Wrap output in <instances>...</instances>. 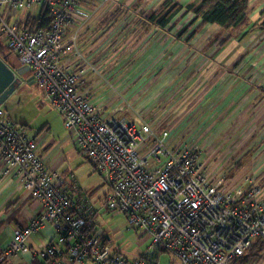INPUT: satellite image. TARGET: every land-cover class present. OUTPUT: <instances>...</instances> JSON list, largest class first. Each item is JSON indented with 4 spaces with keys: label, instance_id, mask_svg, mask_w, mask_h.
Instances as JSON below:
<instances>
[{
    "label": "built area",
    "instance_id": "obj_1",
    "mask_svg": "<svg viewBox=\"0 0 264 264\" xmlns=\"http://www.w3.org/2000/svg\"><path fill=\"white\" fill-rule=\"evenodd\" d=\"M88 1L99 7L113 3L0 0V13L6 9L8 18L21 10L30 14L33 8H45L51 19L46 30L31 31L0 17L1 35L20 68H29V78L63 117L73 145L106 183L101 207L124 215L129 228L150 237L151 244L146 255L132 263L113 254L106 238L95 235L93 218L76 213L58 172L39 157L41 143L27 137L0 107V173L18 181L43 208L14 234L4 255L21 253L30 235L50 225L56 240L47 243L44 252L51 264H160V255L172 256L170 264L234 262L256 239H264L261 188L250 178L243 181L244 190L225 185L223 178L214 181L197 146L176 149L169 131L145 121L143 114L132 120L116 117L131 110L129 102L121 101L110 114L105 113L106 104L93 103L85 82L99 71L77 46L81 25L91 17L84 9ZM77 20L80 26L66 38ZM105 86L115 92L110 82Z\"/></svg>",
    "mask_w": 264,
    "mask_h": 264
},
{
    "label": "crops",
    "instance_id": "obj_2",
    "mask_svg": "<svg viewBox=\"0 0 264 264\" xmlns=\"http://www.w3.org/2000/svg\"><path fill=\"white\" fill-rule=\"evenodd\" d=\"M172 1L185 7L195 0ZM112 2V6L107 7H99L93 1L84 3V9L91 11V17L81 25L77 46L97 71H102V62L118 56L135 62L136 66L133 63L125 81L119 79L113 83L115 92H109L105 83L93 82L92 75L95 74H89L85 90L93 103L106 104L108 109V104L112 102L109 95L127 92L132 96L125 98L131 105L128 111H132L131 116L135 118L142 115L140 110L143 108L152 111L153 104L150 106L149 102L151 99L152 103L155 96L159 106L161 96L166 98V108L179 97L182 105L186 99L193 98V104L183 108L185 119L176 126L171 124L163 128L169 131L170 142L176 149L191 148L198 143L202 162L214 181L218 180L217 177L223 178L225 185L237 184L244 190L247 183L243 181L250 178L255 186L261 188V196H264V151L258 152L257 147H253L254 144L264 143V31L255 30L247 34V27L231 34L216 25H207L186 41L192 29L181 38H177V33L190 15L175 27L173 23L177 18L164 29L148 25L149 31L145 32L140 25L145 20L143 13L148 14L161 0ZM5 11L6 15L8 12ZM262 14L264 0H248L250 22L254 23ZM28 15L37 16L21 10L9 17L8 22L15 24ZM109 15L115 16L114 22L102 27V21ZM79 23V20L72 22L66 31V38L72 34L74 27L80 26ZM249 46L254 48L252 54L247 52ZM176 63L179 64L175 69L173 65L169 66ZM248 65L254 68V75L249 80L251 74L245 78ZM117 75L113 71L108 76L103 75V78L115 80ZM145 86L147 92L151 88L147 95L153 97L139 103L137 95H141L140 89ZM171 99L175 101L168 105L167 100ZM120 103L114 101L111 107ZM152 119H149L150 122L157 127ZM259 136L261 139L258 140ZM62 142L52 145L48 141H40L39 148V157L45 165L58 173L63 162L58 155ZM250 155L252 157L248 160ZM2 166L0 160V171ZM229 175H232V180L228 179ZM73 202L76 213L92 217L94 224L97 213L104 210L99 208L95 211L79 201ZM42 211V205L18 181L0 173V264H51L53 260L44 252L45 245L56 240L55 229L50 225L30 235L21 253L11 257L4 255L14 234ZM263 255L264 250L251 264H264L260 259Z\"/></svg>",
    "mask_w": 264,
    "mask_h": 264
},
{
    "label": "rangeland",
    "instance_id": "obj_3",
    "mask_svg": "<svg viewBox=\"0 0 264 264\" xmlns=\"http://www.w3.org/2000/svg\"><path fill=\"white\" fill-rule=\"evenodd\" d=\"M31 12L33 15H37V13L39 12V8H33ZM5 13L6 11H1L0 17L8 22L9 18L7 17V15H5ZM184 20L185 18L180 19L179 17H177V19L173 23V26L175 27L181 22L183 23ZM174 27H172V29ZM0 45L7 46V42L2 36H0ZM253 50V46H249L247 48L248 54H252ZM116 58H112L110 60H107L106 62H102L104 63V67L102 71L98 70L99 75H92L93 82L100 81L102 82V84H106L111 81L110 83L113 85V83H115L119 79L125 81V78L127 77L126 74L131 70L133 66H136V63L132 61H126L120 56ZM13 59L14 56L12 55L11 60ZM178 64L179 63L169 64V66L173 65V69H175ZM167 65L168 64H166L165 66ZM113 71H115L116 74H119V76L117 75L115 77V80L101 78L103 77V75L108 76L109 73H113ZM249 74H251V76L247 80H249L254 75V68L252 67V65H248L245 78H247ZM28 78L29 72L24 74L23 76H20V84L15 88L14 92L8 97L4 104L0 106L1 109L4 111L6 118L10 122L14 123L18 127L23 126V131L26 136L30 139H35L38 143H40V141H48L52 145H54L64 140V142H62V146L58 150V155L60 156V158H63L62 166L58 173L61 178L63 188L67 191L69 197L71 199L73 198L72 201H79L85 204L86 207L88 206L90 207V209H95V211H98L99 208H102L101 205L103 203L105 194L108 191L106 183L101 178V175L94 168V166L86 158L83 157V155L73 144H71V132L70 130L65 128L63 117L57 110L49 105L38 86H36L34 83L26 81ZM85 86H87V83ZM146 87L147 86L140 89L141 95H137V97H139V103L146 102L148 97H153V95H147L149 89L151 90V88H148L147 92L146 90H144L146 89ZM130 97L132 96H129V93L127 92L118 93L114 96H112V94L109 95L110 102H112L108 104V107L110 108L106 109L105 113H111V106L114 105V101L116 102L118 100L123 101L124 103L126 101L125 98L130 99ZM152 101L153 102L151 103L150 99L149 102L150 106L153 104L151 107L153 108L152 111L148 112L146 111L148 110V108L146 110L145 108H143L140 110V113L144 115L143 119L147 122H150L149 119L153 120L152 118H154L157 124L156 126L160 129L167 128L171 124L175 126L179 124L183 119H185V116L183 117L182 115V113L184 112V106L193 104V98H191V100L186 99L185 104L182 105L183 102L181 103L182 100L180 97L172 105L169 104L171 102H174L175 100H167V103L169 105H167V108L166 105H164V103L166 102V98L163 96H161V106L158 105L160 103H158L159 100L156 96ZM181 106L182 108H180ZM131 113L132 111H128L125 109L122 113H118L115 116H124L125 118L132 120L133 118L131 116ZM158 114H161V116H158ZM258 132L259 130L257 131V133ZM259 139H261V136L258 137V140ZM196 144L198 145V147L200 146L198 143ZM196 144L193 145L197 146ZM253 147H257L258 152L264 151V143L254 144ZM252 155L248 157V160H250ZM228 177H230L228 178L229 180H232V175H229ZM216 179H219V177H217ZM94 233L96 236H103L104 238H106V240H108L107 243L112 249L111 252L113 254L121 256L128 263H132L146 255L147 249L151 244L150 237L142 236L139 232L129 228L127 219L124 215L112 214L107 212L105 209L103 211L100 210L95 216ZM260 259L261 261H264V257H261ZM173 261L174 258L172 256H159L160 264H170ZM251 261L252 260H239L237 263L232 262L230 264H251Z\"/></svg>",
    "mask_w": 264,
    "mask_h": 264
},
{
    "label": "trees",
    "instance_id": "obj_4",
    "mask_svg": "<svg viewBox=\"0 0 264 264\" xmlns=\"http://www.w3.org/2000/svg\"><path fill=\"white\" fill-rule=\"evenodd\" d=\"M145 20L140 23L141 30L145 32L148 25H154L158 28L164 29L168 27L177 17L180 19L186 18L188 15L191 17L182 29L177 33V38H181L190 33L186 37V41L192 39L202 28L207 25H216L221 30L230 32L249 27L248 33L255 30L264 31V14L260 18L251 23L248 15V0H195L185 7H182L177 2L172 0H161L157 6L148 14H144ZM114 15H109L102 21V27L114 22ZM50 14L45 8H39L37 16L28 15L23 21L17 22L18 26L28 30H46L50 24ZM143 32V34L145 33ZM1 36V33H0ZM13 53L7 46L0 45V58L5 64L16 71L20 69L17 58L11 60ZM24 130L23 126L20 127ZM264 250V239H256L246 251V253L235 260L234 262L250 261L258 257Z\"/></svg>",
    "mask_w": 264,
    "mask_h": 264
},
{
    "label": "water",
    "instance_id": "obj_5",
    "mask_svg": "<svg viewBox=\"0 0 264 264\" xmlns=\"http://www.w3.org/2000/svg\"><path fill=\"white\" fill-rule=\"evenodd\" d=\"M29 68L23 67L16 71L10 69L5 62L0 58V106L8 99L14 92L15 88L20 84V76L28 73ZM33 83L31 78L26 80Z\"/></svg>",
    "mask_w": 264,
    "mask_h": 264
},
{
    "label": "flooded vegetation",
    "instance_id": "obj_6",
    "mask_svg": "<svg viewBox=\"0 0 264 264\" xmlns=\"http://www.w3.org/2000/svg\"><path fill=\"white\" fill-rule=\"evenodd\" d=\"M20 78V77H19ZM21 80V79H20Z\"/></svg>",
    "mask_w": 264,
    "mask_h": 264
}]
</instances>
